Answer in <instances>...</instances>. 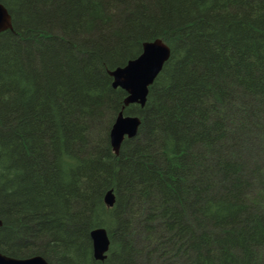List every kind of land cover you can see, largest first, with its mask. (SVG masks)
Returning <instances> with one entry per match:
<instances>
[{"label": "trees", "instance_id": "1", "mask_svg": "<svg viewBox=\"0 0 264 264\" xmlns=\"http://www.w3.org/2000/svg\"><path fill=\"white\" fill-rule=\"evenodd\" d=\"M0 252L50 264H264V0H0ZM170 58L115 154L109 71ZM112 190L115 204L104 195ZM110 247L94 259L90 232Z\"/></svg>", "mask_w": 264, "mask_h": 264}, {"label": "water", "instance_id": "2", "mask_svg": "<svg viewBox=\"0 0 264 264\" xmlns=\"http://www.w3.org/2000/svg\"><path fill=\"white\" fill-rule=\"evenodd\" d=\"M12 29V18L4 5L0 3V32ZM170 47L161 39L147 41L142 44V52L138 57L131 59L123 67H117L109 71L112 77V86L120 87L127 95L123 106L118 112L109 131V141L115 154L126 138L136 136L141 119L134 115H125L124 109L130 104H139L144 107L147 101L149 87L159 75L163 66L170 58ZM104 203L107 207L115 204V195L108 190L104 195ZM2 224L0 220V225ZM92 241V255L96 260H104L109 249L110 240L104 228H96L90 232ZM0 264H50L40 255L25 258H17L0 252Z\"/></svg>", "mask_w": 264, "mask_h": 264}]
</instances>
